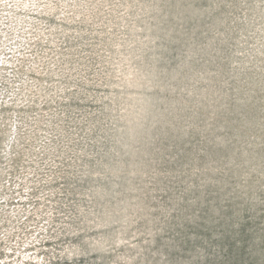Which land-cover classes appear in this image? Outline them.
Here are the masks:
<instances>
[{
	"label": "rangeland",
	"instance_id": "374dc122",
	"mask_svg": "<svg viewBox=\"0 0 264 264\" xmlns=\"http://www.w3.org/2000/svg\"><path fill=\"white\" fill-rule=\"evenodd\" d=\"M0 264H264V0H0Z\"/></svg>",
	"mask_w": 264,
	"mask_h": 264
}]
</instances>
